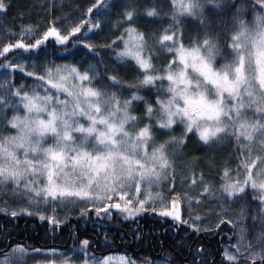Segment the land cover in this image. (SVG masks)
Wrapping results in <instances>:
<instances>
[{"label": "snow or ice", "instance_id": "obj_1", "mask_svg": "<svg viewBox=\"0 0 264 264\" xmlns=\"http://www.w3.org/2000/svg\"><path fill=\"white\" fill-rule=\"evenodd\" d=\"M167 3L169 11L159 0H94L78 20H52L42 31L22 24L16 32L7 20L11 4L0 0V213L59 227V212L79 206V218L94 215L101 226L145 214L170 218L177 234L229 226L222 264H264V0ZM113 15L123 29L117 40L88 42ZM148 18L162 35L142 30L138 21ZM50 39L66 53L82 46L95 63L48 62ZM108 51L117 67L105 63ZM161 56L172 59L157 68ZM132 62L131 78L121 75ZM18 73L31 82L17 83ZM192 137L209 150L233 145L236 167L213 177V155L185 157ZM202 160L207 177L196 171ZM246 199L257 204L251 225ZM210 216L216 219L204 227ZM90 246L79 242V264H110ZM60 255V264L76 260V250ZM28 256L24 245H9L0 264H27Z\"/></svg>", "mask_w": 264, "mask_h": 264}, {"label": "trees", "instance_id": "obj_2", "mask_svg": "<svg viewBox=\"0 0 264 264\" xmlns=\"http://www.w3.org/2000/svg\"><path fill=\"white\" fill-rule=\"evenodd\" d=\"M6 2L11 4L7 20L15 25L13 30L18 32L19 26L22 24L38 25L42 31L52 20H59L57 26L67 23L68 20L65 18L78 20L81 18V13L85 12L94 0H6ZM140 2L143 5L151 4V0H140ZM159 2L164 3L165 11H169L167 0H159ZM112 11L116 12L117 9ZM109 19L111 23L104 25L103 30L98 31L96 35L90 34L88 42L105 45L117 40L123 29L117 30L115 26L117 17L115 15ZM138 23L142 30L147 27L156 30L158 36L163 34V26L158 21L148 18L140 19ZM185 26L188 27L187 22H185ZM189 34L195 35V26L189 27ZM185 44H188L187 39ZM122 46V44H119V47ZM69 48L70 53H66L61 46L54 45L50 39L47 45L48 62L76 64L82 67H86L85 61L95 63L86 54V50L82 46L72 49L69 45ZM101 55L110 69L117 67L109 60V56L112 60L115 59L114 53L108 51L102 52ZM160 59L161 62L160 60L154 61L157 68L167 62L163 61L165 58L162 59V56ZM223 62L221 61V63ZM133 64L134 62L120 66L121 75L128 73L129 78H131V73L134 72ZM21 76H23L22 73L17 74V83ZM179 131L180 129L176 130L177 135ZM206 152L215 157V167L211 169L213 177L218 178V172L224 166L236 167L235 159L232 158L234 155L233 145H217L209 150L199 144L196 137H192L188 141L187 148L184 149L185 157L203 156ZM200 170L205 172L206 177L208 176L209 169L203 160L197 168V171ZM177 191H181V188L177 187ZM245 202L252 210L247 220V223L251 225V216L255 214L257 204L247 199ZM213 206L209 205V207ZM78 207L59 212V216L65 219V223L59 227L49 224L47 220L41 221L39 216L35 215H21L12 219L0 213V247H5L8 244H22L29 250L40 249L41 251L38 254L29 253L27 264L54 262L64 258L62 255H48L42 252L47 249H61L65 256L72 255L73 250H76V255L80 256L79 242L84 239H88L90 242L89 254H94L96 257L111 253L116 248L122 247L123 251L128 253L130 260L135 261L136 264H144L145 260L153 261L158 254H160L158 257H162L163 260H170V263L173 264H198V261L201 260L206 261L207 264H222L223 249L228 244L227 238L232 235L229 226H221L219 234L214 231L194 234L184 227L177 234V229L173 227L170 218H161L149 214L138 217L134 221H126L122 217H117L101 226L94 215L90 219L79 218ZM200 211L202 212L203 209ZM45 214L51 215L50 212ZM113 215L116 216L117 214L114 212ZM185 218H187V213H185ZM215 219L214 216L208 217L204 221L205 227L212 224ZM212 226L214 227V225ZM256 230H259V225H257ZM9 233L10 235H8ZM199 248L203 249L202 255H197V249Z\"/></svg>", "mask_w": 264, "mask_h": 264}, {"label": "rangeland", "instance_id": "obj_3", "mask_svg": "<svg viewBox=\"0 0 264 264\" xmlns=\"http://www.w3.org/2000/svg\"><path fill=\"white\" fill-rule=\"evenodd\" d=\"M162 59H164L163 61H168V60H171L172 57L171 56H162ZM159 60L161 62V59H159ZM57 65H62V64H57ZM30 82H31L30 78L20 79L18 81V83H30ZM10 115H11V113H10ZM196 171H197V169H196ZM197 172H199V171H197ZM178 187L181 188L180 186H178ZM196 191H199V189H196ZM163 192H164L165 195H167L166 188L163 189ZM66 223L69 224L68 222H66ZM203 226L205 227V225H203ZM8 246H9V244L6 245L5 247H0V253H3L5 250H7ZM52 250L53 249H47V250H44L42 252L43 253H47L48 255H53ZM55 250H56V254L55 255H57V256L60 255L61 253H63V250H61V249H55ZM30 252H31V250H29V253ZM158 255L160 256V254H158ZM158 255L153 260V262H157V264H159V262L163 261L162 257H158ZM104 257H110V264H122L121 257L126 258V260H130L128 253L123 251L122 247L116 248L113 252L105 254V255H102V256L97 257V258L102 259ZM79 259H80V256L76 255V260H75L74 264H79ZM60 261L61 260H57V261H54V262H44V263H41V264H60ZM170 264H173V263H170Z\"/></svg>", "mask_w": 264, "mask_h": 264}, {"label": "bare ground", "instance_id": "obj_4", "mask_svg": "<svg viewBox=\"0 0 264 264\" xmlns=\"http://www.w3.org/2000/svg\"><path fill=\"white\" fill-rule=\"evenodd\" d=\"M132 244V243H131Z\"/></svg>", "mask_w": 264, "mask_h": 264}]
</instances>
